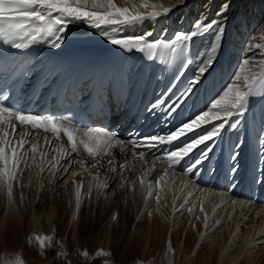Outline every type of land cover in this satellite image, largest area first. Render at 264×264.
<instances>
[{"label": "bare ground", "instance_id": "bare-ground-1", "mask_svg": "<svg viewBox=\"0 0 264 264\" xmlns=\"http://www.w3.org/2000/svg\"><path fill=\"white\" fill-rule=\"evenodd\" d=\"M241 1H245V0H237V1L236 0H115L117 6H128L131 8L133 5H135L136 11H138L141 15L146 17V19L141 22H136L133 24L121 26L118 35L127 37V36H142L151 33V35L148 36L150 42L161 41V43L157 46V48L154 49L151 53L147 49L143 52L135 49L131 51H126L125 49L111 43L109 39H107L104 35L101 34L102 32L110 31V29L93 28L90 27L85 21H72L68 24L67 30L63 34L64 42L59 48H51L48 46L47 42L39 43L40 51L37 54V61L35 64V73L33 80L37 82H41L42 84H44L45 82H50L49 85L45 86L41 94V98H40L41 100L46 99L49 92L56 85L58 86V92H59L60 86L62 85V83H64L66 79H68V82L67 85L63 88L65 93V98L68 100L73 99L74 95L79 91L76 84L73 82L74 79L77 77L84 78L83 88L84 89L90 88L94 84L95 73L97 70H99L103 76L101 89L102 90L108 89V91L110 92L109 98H113V100L116 102L114 109L115 110L120 109V111L116 112L112 116L113 118L112 121L109 123V125L107 126L102 125V129L99 128H90L87 130L75 129L77 145L79 147L81 157H76L72 152H70L67 148L66 143L58 144L52 141L50 138H48L46 134H43L38 131H29L26 129V127H21L16 123L15 125L16 133L23 134V136L21 137L20 135H17L16 137H14V139L18 140L20 138H24L29 143L37 144L36 154H40L43 159L35 156L36 154L34 155L31 152V149L28 147L27 143L25 145V150L28 152V154L30 153V155L32 153L34 155V156L31 155L32 157H37L38 159H40V161H42V165L45 168L42 177L46 176V178H49L50 183H54L57 179H59L60 178L59 176L58 177L49 176V175L54 176L53 175L54 172L52 174V172H50L48 168H50L52 164H55L54 170L58 171L63 175V178L60 181V185L67 186L69 185L71 180L75 181L76 184H72V185L70 184L69 187L67 186L68 189L64 190L63 193H60L61 190L59 191L60 188L58 187L59 183H56V186L52 185L49 190L40 192L43 189L41 188V186L38 185L37 182H35V184L33 183L34 185L31 187V191L29 189L30 192L28 193V187L31 186L30 181H28L30 186L27 187L28 183L22 184L20 178V180H18L17 182L19 183V185H15L19 190L17 201L15 200L16 198L13 197V195L11 196V198H9V196L6 194L7 201L5 203L3 202L0 204V251L1 252L4 253L13 252L14 254H19V253L28 254L29 250H27L26 246H24L25 240H28L32 237L48 240L54 237L55 234L58 232V227H59L57 222L54 220V217L58 214L56 213H55L56 215L53 214V212L56 211L54 205L58 201L61 203L63 202L64 206L65 203L68 204V206H66L65 208H67V212L69 214V216L67 215L69 218L68 225L71 226L72 228H75V226H77L75 222L78 221L77 218L80 215L79 210L81 209L82 203L84 201H87L89 203L90 196H93L94 201H97L99 198H101L102 201L107 204L106 201L107 196L104 193L108 185L106 187L97 188L96 187L97 185L102 186L105 184L98 182V177L96 175H94L93 184L90 185L87 183L84 189L82 191L80 190L81 203L78 210L76 208V190H77V186L80 185V181L77 180L80 174H82V172L86 170L88 167L91 168L93 167V165H96V159L93 156L87 155L86 148L88 147V145L91 147L95 146L96 148L99 145L102 147L103 144L105 145L106 143H108L109 140L115 141L117 143V145L114 146L115 148L113 149L118 150L116 154L119 157L116 156L112 159L111 162L112 165H110L111 163L109 164L108 161L107 163L109 165L107 167H102V168L106 170V168L108 167L110 168L111 166L112 168L115 169L114 173L118 172L117 170L118 167L121 168V171L126 170V175L123 178V180L125 181L123 183L124 186H123L122 194L115 201L117 202V204L119 203L117 205V208L121 207L122 212L126 211L128 219L132 223L136 222V226L137 224L140 223L144 224L145 222H147L149 225L154 223V222L150 223L151 222L150 219L147 218V217L154 218V216H156L158 213L156 212L158 208H155V206L153 207L151 201L152 199L155 200V197L157 195L162 197L164 194L165 195L167 194L169 190V187L167 186L169 181L176 180L177 186L174 185L176 191H178V193L179 192L183 193V194L181 193L180 195L181 200L180 202H178V204L173 205L174 202L162 203L161 206L162 208L160 211L164 213L165 209L168 210L167 215L169 219L166 223H163V225H161L159 224L160 220L156 219L157 218L156 216L154 223L155 226H153L154 231H151L154 232V235L152 236L154 242H156L155 245L157 246V248L159 249L160 247L162 248L163 246L162 248L164 249L163 255L165 257L164 258L165 260L164 259L163 260L166 262V263L164 262L165 264H172L173 263L172 261H174L176 264V260L178 259L179 254H181L179 250L180 247H178L177 245L179 232H180L179 231L180 229H178L179 228L178 225H180L179 224L180 218H182L181 220L185 219L184 221L185 226L188 223L191 224V227L193 228V233L191 235L193 238L201 237L203 235H206L209 238V235L215 234L219 230V228H222L220 224H219L220 226H218L217 222L219 221V218L221 217L223 212H225L226 214L228 213L232 214L234 212L233 211L234 206L242 207L244 205L240 203H235V204L231 203L233 200L230 202L229 200H226L227 198L226 199L223 198V195L219 194V192L218 194L214 193L212 190H214L215 187L213 188L210 186L211 189L210 190L203 184H199V185H195L194 183L190 184L186 180H182L176 177V176L185 177L187 174L189 175V173L192 172L195 168H198V170L201 171L203 168L205 170L207 165H209L210 167L209 157L211 155V151H207V149L212 146L211 144L201 145L193 152H191L188 156L180 160V161L186 160V163L188 162V170L187 169L176 170L175 164L174 165L172 164V168L173 167L174 168L170 169V171L165 169L166 166L170 165L169 163L170 157L167 155V151H166L168 147L167 144L160 145L159 147L153 148L151 150L144 149L140 145L135 144V139H137L138 136L144 133L153 132L155 133V135L169 134V125L165 121V118L163 116V110L167 109V104L171 103L175 99V96L178 95L179 92L182 91L189 84L190 77L193 71L192 70L193 65L191 66V64L193 63L195 64V62L192 61L194 52H191L190 48H189L190 52L185 50L187 44L189 43L191 44V46L196 45L199 42V38L201 36L202 43L200 44L202 46L198 48V54H197L199 58L201 57V59L205 58V56L208 54V48L210 47V45H213V48H215L218 45L220 38L218 37L219 39L217 40V38L213 37V33H212L214 32L212 30L213 27L209 29L210 31L201 34L200 33L201 30L195 28V25L197 23L201 22V25L203 26V24L212 25L214 21H222L223 26L233 27V21H236V28L234 29L235 34L234 33L232 34L229 40V44L228 46L226 45V48L223 51V53H220L221 50L219 47H217L219 48L218 50H220V52L216 50L215 58L212 63V66L207 71L208 74L211 70H213L214 68L216 69V67H220V66L222 70L225 67L226 69L224 68V70L229 71V66L233 65V63L238 64L237 62L238 60L239 62H242V60L245 59L244 61L245 63L244 64L242 63L243 70L239 71L241 73L237 72L236 74L237 77H239V79H237L236 77L235 81L230 86L233 89V92H235L236 90L242 91V87L247 83V81L251 80L253 77H258V75L261 74L260 72H258V69L261 68V64L260 61L257 59L258 57H260L261 53L255 54V51L253 52V48H255L254 42L256 43V40H257V44H260L261 38H264V36L263 37L261 36L262 34L264 35V29L259 31L258 35H256L257 32L255 30L256 27L253 28L254 24L255 25L258 24L255 20L256 18L254 19L252 18V20H255V22L253 21L254 22L253 24V22L251 21L252 23L251 25L249 24L250 26L245 22H243L244 20H242V22L240 23V27L237 26V21L240 19V15H241V13L239 12H242V10L246 11L244 9L245 5L244 8L242 7L239 8V6L235 5L236 2L237 4H239ZM251 3L256 4L257 7L259 8L260 7L264 8V0H252ZM226 4L228 5L227 11H222ZM253 8L255 9L254 6ZM247 12L248 11H246V13ZM258 17L260 16L258 15ZM226 28L227 27H225V29ZM251 28H253V32H251L250 34ZM129 32H132V34H126ZM193 33H197V34L192 36L190 40H185L182 37L181 39H177V41L172 42V39L175 36L181 34L191 35ZM234 35H236L235 41L233 40ZM237 38L240 39L237 40ZM215 39L217 40V42ZM263 51L264 50H262V52ZM210 55L212 57V54ZM207 57H208L207 59L209 60V55ZM196 59L198 60L197 57ZM197 60L195 61L197 62ZM255 60L259 61L260 64L259 66L257 65L258 63L255 62ZM204 61L205 60H203V63H205ZM262 62L264 63L263 60ZM203 63L201 64L203 65ZM201 64L199 65V68ZM196 67L198 68V66ZM193 68L195 69V67ZM199 68L198 70L197 69L195 70L196 76L198 74ZM207 73H205L203 77L200 79L199 83L196 84L195 88L192 90L191 94L185 99L184 103L175 112H173L172 115L173 117H175V115L178 112H180V110L182 113L184 111V108L191 110L192 107H195L196 96L200 91L201 87L203 90L208 88L207 87L208 80L207 79L204 80V78H206L205 76H207ZM215 74H219V73H215ZM228 74L229 73L226 74V77ZM215 77H213V79ZM213 79L211 78V81ZM153 80L154 82L150 87L151 82ZM209 84L212 85L211 82ZM226 91H228V88ZM163 94H167V98L164 103H161V97L163 96ZM124 95L127 96V102L125 107L123 106ZM224 98L225 95L223 94H220L218 98L212 97L211 104L214 103L215 100L217 99L224 100ZM204 100L205 98L202 97L200 103H199V99L197 101L199 107H201L200 113L208 110L211 119H209L208 122L202 127V129L200 130L201 132L205 131L206 127H208L209 124L219 123V121L216 120L215 118V112H217L218 109H212L210 103L209 105H205ZM140 102L144 103L147 108L143 122L141 123L137 122L133 130H128L123 125L124 122H126L128 115L127 113H129L130 111L129 108H133L135 106V103H140ZM253 104L254 103H251L250 106L248 104V107L251 108ZM154 105H156V107H153ZM254 106H256V104H254ZM248 107H246L245 110L250 109ZM122 110H123V114L126 115L124 119H122L120 115ZM247 111L248 113H245V116H247L250 112L249 110ZM187 115H189V113ZM262 115L264 114L262 113L260 117ZM233 118L234 117H232L231 120H233ZM253 119H255V117ZM223 130H225V128ZM109 133H112L114 135H109ZM96 134L98 135L97 139H96ZM225 134L227 137V133ZM195 135H197V133ZM221 135H223V133H220L219 135V137L222 138L223 136ZM85 139L90 140L89 144L85 142ZM224 139L225 138H223V140ZM263 140H261V142ZM217 142L220 143L219 141ZM155 143L158 144L159 142L157 141ZM172 145L174 147L173 149H176L181 146L177 144H172ZM234 145L236 144L234 143ZM247 146L248 145L246 143V147ZM104 147L106 149V146ZM256 147H258V145H256ZM240 149L237 150L239 151ZM206 151L208 152L207 157L204 158L203 154ZM232 152L233 151H231L230 154ZM61 153H66V154L61 155ZM113 154L114 151L112 152L111 156H113ZM215 156L218 155L216 154ZM239 158L235 160L236 161L234 162L235 164L237 163L238 160L243 161L242 159ZM212 160L213 159H211V165L215 164L214 161L212 163ZM224 160L225 159L223 158V161ZM198 161L201 162L197 163ZM218 165H216L214 168H216ZM239 165L240 164L238 163V166ZM38 169H40V167H38ZM189 169H191V171H189ZM234 170L236 171V169ZM219 172L217 171L216 173ZM234 173L233 175H231L232 177L235 175ZM216 178L217 177L214 178L213 182L215 181ZM43 179L44 178H42L41 180ZM142 180L145 181L144 185L141 184ZM238 182L239 180L236 183L234 182V184L231 187L233 186L236 187ZM148 185H154L155 188V190L152 191L151 195L148 194L149 191ZM89 186H92V190H91L92 195L89 194L88 191ZM183 188L186 189L184 190ZM182 189L184 191H182ZM38 193H40L39 196ZM3 195H5V193L2 194V197ZM197 201L198 202L200 201V203H197ZM238 201L239 200H237V202ZM167 204H169L168 206L169 208L167 207ZM260 205L261 206L259 205L256 206L257 208L255 209V211H257L258 209V212H261V216L258 219L257 224H259V221L261 219L262 221L261 224L255 228H253L255 225L254 226L252 225L255 222V217H252L251 215L246 222L243 220V217H247L248 214L254 210L248 208V211L241 218L240 215L244 213V211L247 209V206L245 205L243 206L244 210L243 211L241 210L242 212L236 211V216H238L237 218L238 219L240 218L237 224H240L241 221H244L243 224L241 223L242 224L241 227H243L242 233L245 236L241 245L242 251L245 249L244 245L246 246L251 243H253L252 245H256L257 241H260L264 238V225H263L264 210H262L264 209V199ZM189 207H192V211L190 212L187 210ZM197 208H199L198 210L201 212V214L199 212L197 216L195 214L196 217H192L194 216L193 213ZM201 208H203V211H201ZM219 209H221L222 211H219ZM172 214H174V219L171 218V216H173ZM256 215L258 217L259 213ZM73 217H75V219H73ZM171 219H173L172 222ZM82 221L85 226L86 220L83 219ZM206 224L207 227L206 230H204ZM170 226H171L172 235L170 236L171 239L169 242L167 239L168 235H166L165 232L166 231L169 232ZM258 235L261 236L257 237ZM18 238H20V240ZM253 239L254 242H251V240ZM145 243L146 245H148L147 241ZM158 245L160 247H158ZM144 248L146 249L147 246L146 247L144 246ZM189 249L190 248H188V246L185 245L182 250L183 254L181 256L182 258H185L183 264H189L191 263V260L194 259L192 256L193 251L189 252ZM150 251L151 250H149V252ZM220 251H221L220 253H222L223 249H221ZM197 252L198 254L196 255L195 258L196 260H194V262L199 261V259L201 258L200 251ZM150 253H153L155 255V252L151 251ZM231 261L233 262V264L236 262L234 261V259H231Z\"/></svg>", "mask_w": 264, "mask_h": 264}, {"label": "rangeland", "instance_id": "rangeland-1", "mask_svg": "<svg viewBox=\"0 0 264 264\" xmlns=\"http://www.w3.org/2000/svg\"><path fill=\"white\" fill-rule=\"evenodd\" d=\"M251 1L252 0H245V1H241L239 4H237V2H236L235 5L239 6V8L240 7L244 8V5H245L244 9L246 11H248L247 13L244 10H242V12H239V13H241V15H240L241 20L239 19L237 21V26L240 27V23L242 22V20H244L243 22H245L248 25L249 24L251 25V23L253 21L255 22V20H256V22L258 24H256L257 25L256 26L253 22V24H254L253 28L256 27L255 28V30L257 31L256 35H258V32L264 29V8L257 7V5L251 3ZM244 3H246V4H244ZM249 4H251V5H249ZM252 5L255 7L256 10L253 8ZM251 6H252V8H251ZM260 11H263V12H260ZM257 14L260 17H258ZM255 16H257L258 18ZM252 18L253 19L256 18V19L252 20ZM225 27H227V28L225 29ZM233 27L223 26V34L222 35L219 34V25L215 26V28L214 27L212 28V30L214 31V32H212L213 37L217 38V40L220 38L218 45H217V47H219L221 50V52H220V50H218L219 48H217V50L220 53H223V51L226 48V45L228 46L229 40H230L232 34L233 33L235 34L234 29L236 28V21H233ZM257 27H259V28H257ZM253 28H251L252 31L250 30V34H251V32H253ZM261 36L263 37L264 35L262 34ZM235 37H236V35L233 36L234 41H235ZM181 38L182 37H180L179 39H181ZM239 39L240 38H237V40H239ZM263 39L264 38H261L260 44H257V40H256V43L254 42L255 48H253V52L255 51V54L261 53L260 57L257 58L261 64V68L258 69V72H260L261 74H259L258 77H256V78L264 77V70H263L264 69V63L262 62V60L264 61V51L262 52V50H264V40ZM217 40H216V42H217ZM174 41H177V36L173 37L172 42H174ZM200 43H202L201 36L199 38V42L196 45L191 46V44L188 43L189 46L187 44V46H186L187 48L185 47L186 51H189V48H190L191 52H194V55H195V56L193 55V59H192V61L195 62V64L193 62H192L193 64H191V66L193 65L192 66L193 71H192V74L190 77V81L193 80L192 78H195V76H196L195 70L196 69L198 70L199 65L201 63H203V60H205L204 62L206 63L208 61L207 56L209 55V59L211 58L210 54H212L213 45H210V47H209L210 50L208 48V54L205 56V58H202L203 60L201 59V57L199 58V56L197 54H198V48H200L202 46ZM259 49H262V50H259ZM253 52H252V55H253ZM196 57L198 58V60L196 59ZM247 58H246V60H247ZM200 59H201V61H200ZM195 60H197V62ZM258 60H255V62L258 63L257 65L259 66L260 64H259ZM199 61H200V63H199ZM244 61H245V59H243L242 62H239V60H238L237 61L238 64L233 63V65L229 66V71L224 70L225 67L222 70L221 66L219 65L220 67H216V69L214 68L213 70H211L209 72V74L207 73V76H205L206 78H204V80L205 79L208 80L207 81L208 82L207 87L209 89L206 88L205 90H203L201 87L200 91L198 92V94L196 96L195 110H194L191 118H194L195 116L200 114L199 104L197 103L198 99H199V103H200L202 97H204L205 98V100H204L205 105H209V103L211 104V98L212 97L218 98L220 94L224 95L225 92H227L226 91L227 88H229L233 84V82L235 81V79L237 77V75H236L237 72L243 70L242 66L245 63ZM205 63H203V64H205ZM196 66H198V68ZM201 66H202V64H201ZM193 67H195V69ZM214 71H217V72H214ZM212 73H214V74H212ZM215 73H219V74H215ZM227 73H229V74L226 77ZM239 73H241V72H239ZM213 75H215L216 77ZM213 77H215V78L213 79ZM225 77H226V79H225ZM211 78L213 79L212 81H211ZM209 80L212 83V85L209 84L210 83ZM221 82H223V83H221ZM219 83H221V84H219ZM244 86L242 87V91H245L247 89V83ZM222 88H224V89H222ZM254 91L249 94L248 98H250V99L247 98L245 105L242 107V109H240L241 111L237 110L236 115L233 116L234 117L233 120L229 121V124H227L225 130H222L223 132H221V133H223V135H221V136H223V137L222 138L219 137L215 141L216 147L211 146L212 154L209 158L210 159V163H209L210 167H209V165H207L206 169L204 170V168H203L201 171L198 170V168H195L192 172L189 173V175H186L185 177L176 176L179 179L186 180L190 184L191 183H194L195 185L203 184L208 189H210V186L213 188L215 187L214 190H212V191L216 194H218V192H219V194L223 195V198H225V199L227 198L226 200H229L230 202L233 200L231 203L244 204L245 206H247V209L244 211V213H242L240 215V218L244 216V214L248 211V208H251L252 210H254V211H251L247 217H243V220L245 222L247 221V219L251 215H252V217H255V222H254V224H252L253 226L255 225L253 228L258 227L261 224L262 219L259 221V224H257V221L261 216V212H258V209H257V211H255V209L257 208L256 206H258V205L261 206L260 204L264 199V178H262V177H264V173H262L260 171L261 168H264V164H262V161H264V143L261 142V140L264 139V137H263L264 136V115H262L260 117V115L262 113L264 114V84H262L261 86L258 85ZM251 103L256 104V106H254V104H253V106L251 107L254 110L251 109L250 107H248V104L250 106ZM246 107L250 108L251 110L250 109L245 110ZM247 110H249L250 112L247 116H245V113H248ZM240 112H244V114L241 115ZM243 116H245L246 118ZM254 117L256 120L253 119ZM258 117H259V119H258ZM178 123H180V122L178 121ZM231 123L236 124V127H232L233 124H231ZM211 124L213 125V123H211ZM211 124L208 125L209 128L206 127L205 131L210 130V127L212 126ZM239 128H240V130H239ZM224 132L227 133V137H226V134ZM97 137H98V135L96 134V139H97ZM223 138H225L224 139L225 141L223 140ZM217 141H219L220 143H218ZM111 143L112 142L108 141V143H106L105 145L103 144L102 147L99 145L97 148L95 146H93L94 149H98V150L102 149V151H98V154H95V155H90L89 153H87V155L93 156L96 159V165H95V167H91V168L88 167L86 170H84L82 172V174H80L79 178L77 179L78 181H80V185H82L80 187L81 191L84 189V187L86 186L87 183L90 185L93 184L94 175H96L98 177V182L106 184V186L108 185L107 188L105 189V193H104L107 196L106 197L107 204L105 202H103L101 198H99L97 201H94L93 196H90L89 203L87 201H84L81 205V209L79 210L81 213L79 212L80 215L77 218L78 221L76 220L77 222H75L77 224V226H75V228H76L75 229V228H72L71 226L68 225L69 224V218H68L69 214L67 212V208H65L66 206H68V204L65 203V206H64L63 202L61 203L58 201L54 205V207L56 208V211L53 212L54 215L58 214L54 217V220L59 225L58 232H57L58 234L56 233L54 237H52L51 239H48V240L34 238V237H32L28 240H25L24 246H26L27 250H29L28 254H23V253L14 254L13 252L4 253V252L0 251V264H162V263L165 264L166 263L164 261L165 257L163 255L164 254V249H162L163 246L161 248L158 245V247H160V248L159 249L157 248V246L155 245L156 242H154V239L152 236V235H154V232H151V231H154L153 226H155L154 223H155L156 216H157L156 219L160 220L159 224H161V225H163V223H166L169 219L168 215H167L168 210L165 209L164 213H162V211H160L162 208L161 207L162 203H166V202L173 203L174 202L173 205H175V204H178V202H180V200H181L180 195L182 192L178 193V191H176V188L174 186L177 184V181L176 180L169 181V183H168L169 190H168L167 194L166 195L164 194L162 197L159 196L158 202L156 199L155 200L152 199V201H151L152 206L153 207L155 206V208H158L159 210L158 209L156 210V212H158V213L156 216H154V218L153 217L152 218L147 217V218L150 219V221H151V222L149 221L150 223H152V222H154V223L149 225L147 222H145L144 224L140 223V224H137V226H136V222L132 223L128 219L126 211L122 212L121 207L117 208V205L119 203L117 204V202L115 201L122 194L123 186H124L123 183L125 181V180H123V178L126 175V170L121 171V168L118 167L117 168L118 172L114 173V171L112 170L113 168L111 166H110V168L109 167L106 168V170L102 168V167H107L110 164V163L108 164L107 162L108 161L112 162V159L114 157H116V156L119 157L116 154V152L118 150L113 149L115 147H109L108 148V145H113V143L112 144ZM234 143L236 145H234ZM246 143L248 145L247 147H246ZM116 145H117V143H116ZM256 145H258V147H256ZM104 146H106V149ZM230 146H231V148H230ZM107 148H108V153L106 152ZM237 149H240V150L238 151ZM113 151H114V154H113V156H111ZM231 151H233V152L230 154ZM216 154L218 156H215ZM31 155L34 156L32 153H31ZM31 155L29 153L28 157L26 158L27 159V166H24V165L21 166L22 168H20V170H19V174L21 176L19 175V179H18V180H20V178H21L22 184H27L28 181H30L31 186L29 185V183L27 185V187L30 186V187H28V193L31 191V187L35 184V182H37L38 185L41 186V188L43 189L40 192L49 190L52 185L56 186V183H59L58 187L60 188L59 191L61 190L60 193H63L64 190L68 189L67 186L69 187L70 184L71 185L76 184L75 181L71 180L69 185H67V186L60 185V181L63 178V175L61 173H59L58 171H55L54 169L51 171L52 174L54 172V174H53L54 176L49 175V174H47V175H49L50 177H58L59 176L60 178L57 179L54 183H50L49 178H46V176L42 177V175L45 171V168L42 165V161H40V159H38L39 157L42 158V156L40 154H36L35 156H37L38 157L37 158V157H32ZM235 155H237V156H235ZM239 155H240V158H239ZM232 156L235 157L236 159L233 158ZM221 157H223L225 160L223 161V158H221ZM238 158L242 159L243 161L238 160L237 163L235 164L234 162H236L235 160H237ZM211 159H213L212 163L214 161L215 164L211 165ZM232 159H233V161H232ZM33 160L35 161V163H33ZM31 163L34 165H32ZM238 163L240 164L239 166H238ZM105 164H107V165H105ZM110 165H112V163ZM216 165H218V166L216 168H214ZM38 167H40V169H38ZM41 168L43 170H41ZM51 168H52V166L48 169H51ZM211 168H214V169H211ZM234 169H236V171ZM37 170H39V171H37ZM215 171L216 172L220 171V172L216 173ZM233 173L235 175L232 177L231 175H233ZM215 175H218L219 177L215 176ZM215 177H217V178L213 182ZM220 177H221V179L222 178L223 179L221 180ZM42 178H44V179L41 180ZM260 178H261V180H260ZM22 179L24 180V182ZM18 180L13 182V184H12V195H13V197L16 198L15 199L16 201L18 199L19 190L17 189V186H15V185H19V183H17ZM238 180H239V182L236 185L237 188L235 186L231 187L234 184V182L236 183ZM173 181H174V183H173ZM258 181H260V182H258ZM241 182L243 183V185ZM223 183H225V184H223ZM223 186H224V188H223ZM61 187H64V188H61ZM0 189H1L0 190V193H1L0 194V204H1L3 202L5 203L7 201L6 198H7L8 194H7V189L5 187H0ZM29 189H30V191H29ZM183 189L185 190L186 188H183ZM183 189H182V191H184ZM4 193H5V195H3V197H2V194H4ZM39 195H40V193H38V196ZM90 195H92V194H90ZM237 200H239V201L237 202ZM197 203H200V201L199 202L197 201ZM168 206H169V204H167V207ZM243 206L242 207L234 206V210H233L234 212L232 214L231 213L226 214L225 212H223L221 217L219 218V223H218V226L221 225L222 228H219V230H220V231L218 230L219 232L217 231L215 234L209 235V238L206 235L193 238L191 235L193 233V228L191 227V224L188 223L185 226V222H184L185 219L181 220L182 218H180L179 219L180 225H178V227H179L178 229H180L179 230L180 232H179V238H178L177 245H178V247H180L179 250H180L181 254H179V257L176 260V264H183V262L185 260V258H182V256H181L183 254L182 250H183L185 245L188 246V248H190L189 252L193 251L192 256L194 259L191 260V263H189V264H233L231 259H234V261H236L234 264H264V238L260 241H257L256 245H252L253 243L246 245V246L244 245L245 249L242 251L241 245H242V242H243L245 236L242 233L243 227H241V226H242L244 221H241L242 224L241 223L237 224L238 221L240 220V218L239 219L237 218L238 216H236V211L242 212L244 210ZM200 207H201V205H200ZM236 207L238 208V210ZM199 208H197L195 210V212L193 213L194 216L191 215L192 217H196L198 215V213L200 212L198 210ZM262 210H264V209H262ZM219 211H222V210L219 209ZM64 212H66V213H64ZM239 212H238V214H239ZM258 213H259V216L257 217L256 214H258ZM195 214H196V216H195ZM200 214H201V212H200ZM172 215L173 216H171V218L174 219V214H172ZM65 216H67V217H65ZM59 218L61 221L59 220ZM83 219L86 220L85 226H84V223L82 221ZM173 219H171V222ZM236 219H237V221H236ZM263 225H264V223H263ZM151 227L153 228V230ZM65 229H66V231H65ZM67 229H68V231H67ZM204 230H206V227ZM141 231H142V234H141ZM165 233H166V235H168L167 239L170 242V239H171L170 236L172 235L171 226H170L169 232L166 231ZM140 234H141V237H140ZM259 236H261V235H258L257 237H259ZM18 239L20 240V238H18ZM213 239H215V240H213ZM254 239L251 240V242H254ZM145 240L147 241L148 245H146ZM41 241H43V243H41ZM152 244H154L156 246V248ZM144 246L145 247L147 246V248L145 249ZM153 249H156V250H153ZM221 249H223L222 253H220ZM149 250H151L152 252H155L156 256L153 253H150L151 251L149 252ZM159 250L161 253L159 252ZM197 251H200L201 258L199 259V261L194 262V260H196L195 259L196 255L198 254ZM227 256H229V257H227ZM188 259H189V257H188ZM172 262H173L172 264H175L174 261H172Z\"/></svg>", "mask_w": 264, "mask_h": 264}, {"label": "snow or ice", "instance_id": "snow-or-ice-1", "mask_svg": "<svg viewBox=\"0 0 264 264\" xmlns=\"http://www.w3.org/2000/svg\"><path fill=\"white\" fill-rule=\"evenodd\" d=\"M227 8L228 5L226 4L222 11H227ZM145 19L146 17L136 11L135 5L131 8L128 6H117L115 0H0V37L17 49H25L41 42H47L51 48H59L64 42L63 34L67 30L68 24L72 21H85L93 28L110 29V31L102 32L101 34L109 39L111 43L126 51L135 49L143 52L147 49L151 53L161 43V41L150 42L148 36L151 33L127 37L118 35L121 26L141 22ZM217 25H219V34L222 35V21H214L212 25L203 24V26L199 22L195 25V28L200 29V33L202 34ZM196 34H181L177 36V39L183 37L185 40H190ZM216 50L217 46L212 49V57L199 68L197 76L175 96V99L171 103L167 104V110L175 112L184 103L196 84L199 83L203 75L211 68ZM262 84H264V77L259 79L253 77L247 81V89L245 91L236 90L233 92L231 87L228 88V91L224 94V100L217 99L211 104L212 109H218L215 112V118L219 123L213 124L208 131H200L208 120L211 119L209 111L206 110L178 127L174 132L166 135L135 139V144L140 145L144 149L151 150L164 144L172 145L175 141H181L182 138L191 136L192 139L190 141L167 153L170 157L169 163L173 165L201 145L211 144L215 146V141L231 118L236 115V111L242 109L249 94L258 85ZM161 103L164 102L161 101ZM153 107H156V105ZM240 114L242 115L243 112ZM58 119H61V117L51 114L38 116L17 113L0 104V187H6L9 198L12 196L13 182L19 179L21 166H27L26 158L28 157V152L25 150L26 143L34 155L37 153L36 143H29L24 138L14 139L17 135L23 136V134L16 133V123L19 122L21 126L27 124L34 129L43 128L45 131H52L58 134L61 131L55 123ZM232 127H236V124H233ZM197 132H200V134L195 135ZM109 135L114 134L109 133ZM67 136L68 140L73 142L72 151L75 152L76 144L73 133L69 131L67 132ZM157 141L159 142L158 144L155 143ZM87 150L90 155H95L98 154V151H102V149L98 150L92 147H88ZM207 151H211V147ZM207 151L203 154L204 158L207 157ZM65 154L61 153V155ZM200 162L198 161L197 163ZM33 163H35L34 160ZM262 164H264V161H262ZM54 168L55 164H52V168L49 171L51 172ZM41 170L43 169L41 168ZM112 170L115 171L114 168ZM260 171L264 173V168H261ZM144 183L145 181L142 180L141 184L144 185ZM81 186L78 185L76 190L77 210L81 203ZM96 187H106V184L102 186L97 185ZM91 190L92 186H89V194H91ZM148 190V194L151 195L152 191L155 190L154 185H148ZM155 199L158 202L159 195ZM187 210L189 212L192 211V207H189ZM201 211H203V208H201ZM205 227H207V224Z\"/></svg>", "mask_w": 264, "mask_h": 264}]
</instances>
